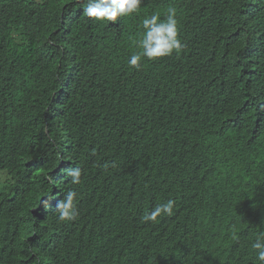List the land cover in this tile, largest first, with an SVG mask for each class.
<instances>
[{"label": "trees", "instance_id": "trees-1", "mask_svg": "<svg viewBox=\"0 0 264 264\" xmlns=\"http://www.w3.org/2000/svg\"><path fill=\"white\" fill-rule=\"evenodd\" d=\"M86 3L0 0V264H259L264 0H143L116 22ZM169 7L183 49L133 68L143 17Z\"/></svg>", "mask_w": 264, "mask_h": 264}, {"label": "clouds", "instance_id": "clouds-1", "mask_svg": "<svg viewBox=\"0 0 264 264\" xmlns=\"http://www.w3.org/2000/svg\"><path fill=\"white\" fill-rule=\"evenodd\" d=\"M143 0H87L84 6V16L94 19L97 22H116L119 17H129L137 14ZM142 31L136 41L137 51L133 52L128 64L133 68L139 69L143 59L156 60L168 57L173 53L179 54L184 45L179 39V20L175 7H169L163 14L159 12L145 15L142 19ZM114 166V165H113ZM67 177H70L72 185L81 183L82 169L78 166L61 169ZM9 180L6 171L0 170V186L5 185ZM79 193L70 188L64 193L63 198L58 200L54 209L57 222H67L74 220L77 216L76 202ZM51 199V196H49ZM47 207V201H44ZM175 201L167 200L165 203L156 205L151 211L143 215L144 222H158V218L164 216L171 217L174 214ZM237 234L232 233V239L236 240ZM255 252V258L259 264H264V233L256 236L251 244Z\"/></svg>", "mask_w": 264, "mask_h": 264}]
</instances>
